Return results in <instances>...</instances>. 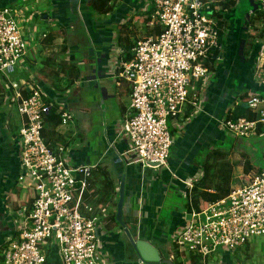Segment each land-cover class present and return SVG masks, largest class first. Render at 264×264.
<instances>
[{
  "label": "crops",
  "instance_id": "obj_1",
  "mask_svg": "<svg viewBox=\"0 0 264 264\" xmlns=\"http://www.w3.org/2000/svg\"><path fill=\"white\" fill-rule=\"evenodd\" d=\"M109 5V11L100 12L92 0H0V7L18 11L21 33L28 38L16 69L0 75V250L6 239L18 233L35 198L31 186L14 182L20 172L17 138L23 120L14 97L16 88L26 95L29 85L38 87L48 103L72 115L67 124L47 123L43 137L54 148L65 147L69 164L97 165L87 203L109 216L100 236L110 264H138L122 226L115 223L122 177L124 224L134 237L170 255L174 234L193 212L187 183L202 177L204 161L210 165L205 183L211 193L231 192L264 169V124L249 138L231 137L220 125L226 116L254 119L246 105L252 94L262 98L264 110V69L257 75L255 64L260 39L244 55L248 32L257 35L258 31L245 26L236 34L229 19L223 24V58L214 62L206 80L192 83L188 102L168 121L173 144L167 167H143L134 161L130 142L121 131L131 85L118 77V63L131 58L138 39L157 35L155 26H159L151 19L150 0H110ZM63 63L68 65L64 73L59 69ZM67 82L72 85L65 91L57 89ZM195 94L200 98L197 108L191 103ZM228 254L220 264H232ZM47 264H57L55 252L49 254Z\"/></svg>",
  "mask_w": 264,
  "mask_h": 264
},
{
  "label": "built area",
  "instance_id": "obj_2",
  "mask_svg": "<svg viewBox=\"0 0 264 264\" xmlns=\"http://www.w3.org/2000/svg\"><path fill=\"white\" fill-rule=\"evenodd\" d=\"M150 1L151 19L160 32L138 39L131 58L118 63V77L131 85L121 131L135 162L166 168L173 144L168 121L188 102L192 83L206 80L214 62L223 58L220 24L228 22L231 7L228 0ZM252 3L245 25L259 33L253 40L254 44L260 39L255 63L259 75L264 69V0ZM18 16L14 8L0 7V75L12 73L27 50ZM212 57L214 62L209 61ZM27 93L17 88L14 92L23 117L17 138L20 172L14 182L31 186L35 198L18 233L2 243V264H47L52 252L57 264H110L100 236L109 216L95 212L81 197L97 165L69 164L63 145L54 148L45 141V116L52 105L38 87L29 85ZM199 99L197 94L192 98L196 108ZM261 102L252 94L246 105L255 118L226 116L221 127L234 138L253 136L264 124ZM71 120L72 115L62 110L61 123ZM192 185L187 183L186 194ZM258 237H264V169L225 199L193 211L191 220L174 234L173 244L176 251L197 254L203 264H211L219 250L233 253ZM169 257L174 260L173 254Z\"/></svg>",
  "mask_w": 264,
  "mask_h": 264
},
{
  "label": "trees",
  "instance_id": "obj_3",
  "mask_svg": "<svg viewBox=\"0 0 264 264\" xmlns=\"http://www.w3.org/2000/svg\"><path fill=\"white\" fill-rule=\"evenodd\" d=\"M109 1L110 0H92V5L94 6V8L96 10H98L100 12H107L112 8V6L109 5ZM233 1L234 0H228L227 5L232 4ZM223 24L224 23L220 24V28H221L220 34H222V30L224 28ZM155 31L158 34L160 32L159 27L155 26ZM253 40H254V37H252L251 35L250 36L247 35V38H246L247 50H246V53H244V55H247L249 50L252 48ZM221 41L224 43L223 38L221 39ZM128 58H127V60H128ZM210 59L211 60H209V61L214 62V57H212ZM209 61H206L207 65H209V63H210ZM67 68H68V65H66L65 63H63L59 66L60 71H63V73L66 72ZM67 74L71 75L70 72ZM71 85H72V82H67L61 88H59V86H57V89H59L61 91H65ZM46 102H48V101L46 100ZM61 111L62 110L58 106L52 105L50 110L48 111L47 115L45 116V125L47 123H50L53 126L60 124L61 123ZM254 117H255V115H254ZM202 167H203V171H204L202 177L198 181L193 183L192 188L187 192V198H188V204H189V210L190 211L193 210L195 212H201L210 203L218 201L220 198L226 197L230 193L229 189L222 192V193H220V192H216V193L208 192L206 190L207 184L205 182H206V180H208L210 165L207 164V160L204 161ZM97 170H98V167H96L94 170L91 171L90 177L88 178V181H87L88 186L86 187L85 190L82 191L81 197H82L84 204H89L87 202H88V197L90 195L89 191H90L92 175ZM108 183L110 185L111 182H108ZM97 213H101V211L97 212ZM115 223L117 224V221ZM244 247H247V244ZM171 252H172L171 254L174 255V260H173L174 264H203L204 263L201 256H199L197 254L183 253V251L179 252V251H176L175 249H173ZM183 256H184V258L185 257L186 258L184 260L183 259L181 260V257H183Z\"/></svg>",
  "mask_w": 264,
  "mask_h": 264
},
{
  "label": "rangeland",
  "instance_id": "obj_4",
  "mask_svg": "<svg viewBox=\"0 0 264 264\" xmlns=\"http://www.w3.org/2000/svg\"><path fill=\"white\" fill-rule=\"evenodd\" d=\"M231 7L232 8L229 14L230 15L229 20L231 21V24H232V27H231L232 31L233 29L235 30V32L241 31V29H243L242 27L246 26L245 24L247 23L246 22L247 14L253 10L252 0H234L231 4ZM253 19L254 18H252V20ZM236 34H238V32ZM248 35H249V32H248ZM252 35H255V34H252ZM24 39L28 40L27 37H24ZM223 44L224 46H226L225 41ZM263 141H264V138H263ZM263 243H264V240L258 237L251 241L249 248L240 247L233 253L219 250V253L216 254V256L212 258V260H209V263H211L212 261L214 263H211V264H220L221 261H222L221 263H223V261L225 263V258L223 257V255L226 253H229L228 257L230 261L232 262V264H264V254L262 253Z\"/></svg>",
  "mask_w": 264,
  "mask_h": 264
},
{
  "label": "water",
  "instance_id": "obj_5",
  "mask_svg": "<svg viewBox=\"0 0 264 264\" xmlns=\"http://www.w3.org/2000/svg\"><path fill=\"white\" fill-rule=\"evenodd\" d=\"M124 177H122L119 188V199L115 220L119 223L128 239L129 249L137 258L138 264H174L170 255L163 249H158L149 241L134 237L122 220V209L124 203Z\"/></svg>",
  "mask_w": 264,
  "mask_h": 264
}]
</instances>
